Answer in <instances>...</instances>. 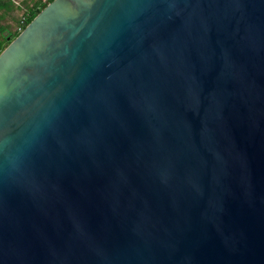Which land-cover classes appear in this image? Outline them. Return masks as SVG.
I'll return each instance as SVG.
<instances>
[{"label":"water","instance_id":"water-1","mask_svg":"<svg viewBox=\"0 0 264 264\" xmlns=\"http://www.w3.org/2000/svg\"><path fill=\"white\" fill-rule=\"evenodd\" d=\"M0 264H264V0H55L10 39Z\"/></svg>","mask_w":264,"mask_h":264},{"label":"trees","instance_id":"trees-1","mask_svg":"<svg viewBox=\"0 0 264 264\" xmlns=\"http://www.w3.org/2000/svg\"><path fill=\"white\" fill-rule=\"evenodd\" d=\"M54 1L55 0H37L33 1L32 4H28L24 15L27 19L25 22V29L48 5H50ZM3 19H5V17L3 18V16H0V55L9 46L10 39L11 41H13L19 35L16 30L11 31V26L3 24ZM21 20L22 17L16 21L17 27L20 26Z\"/></svg>","mask_w":264,"mask_h":264},{"label":"crops","instance_id":"crops-1","mask_svg":"<svg viewBox=\"0 0 264 264\" xmlns=\"http://www.w3.org/2000/svg\"><path fill=\"white\" fill-rule=\"evenodd\" d=\"M33 1L37 0H0V16L5 17L3 24L11 26V31H15L16 21L25 15L27 5Z\"/></svg>","mask_w":264,"mask_h":264},{"label":"built area","instance_id":"built-area-1","mask_svg":"<svg viewBox=\"0 0 264 264\" xmlns=\"http://www.w3.org/2000/svg\"><path fill=\"white\" fill-rule=\"evenodd\" d=\"M26 16H22L21 24L17 27L16 31L18 34H21L25 30Z\"/></svg>","mask_w":264,"mask_h":264}]
</instances>
